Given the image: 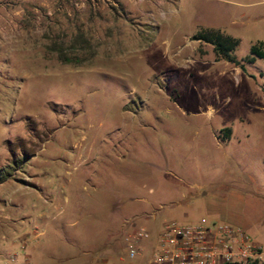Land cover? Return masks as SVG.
I'll return each mask as SVG.
<instances>
[{
  "label": "rangeland",
  "instance_id": "rangeland-1",
  "mask_svg": "<svg viewBox=\"0 0 264 264\" xmlns=\"http://www.w3.org/2000/svg\"><path fill=\"white\" fill-rule=\"evenodd\" d=\"M50 1L21 11L36 36L0 67L1 264H147L150 242L125 257L131 225L154 240L164 221H223L210 213L229 186L264 196V20L235 13L264 4L165 0L133 32L144 3ZM211 27L237 41L233 61L193 39ZM247 232L264 244V222Z\"/></svg>",
  "mask_w": 264,
  "mask_h": 264
},
{
  "label": "built area",
  "instance_id": "built-area-1",
  "mask_svg": "<svg viewBox=\"0 0 264 264\" xmlns=\"http://www.w3.org/2000/svg\"><path fill=\"white\" fill-rule=\"evenodd\" d=\"M130 221L125 220L124 226ZM130 227L124 235L128 259L141 255L150 242L147 264H264V247L230 223L164 221L154 240L145 226Z\"/></svg>",
  "mask_w": 264,
  "mask_h": 264
},
{
  "label": "crops",
  "instance_id": "crops-1",
  "mask_svg": "<svg viewBox=\"0 0 264 264\" xmlns=\"http://www.w3.org/2000/svg\"><path fill=\"white\" fill-rule=\"evenodd\" d=\"M137 1L139 0H128L124 2L125 11H133L134 13L136 11L134 6L142 5L143 3L145 4L144 8H139L140 15L138 16L136 12V14L133 15L129 21L130 28L133 32H136L135 28L137 27V19L145 18V21L151 25L157 23L155 14H153V11L151 10L152 8H154L155 11H157L162 16L163 14L161 10H164L166 6L170 5V2L165 0H140V4H137ZM254 4L263 5L264 0H258ZM59 6L60 7H56V9L64 8V5L62 4H59ZM80 6H82L81 9L88 10L91 14V17L96 15V12L104 11L109 14L110 10H115L114 4H99L95 7H93V5H88L87 8L86 5L81 2ZM115 6L120 5L115 4ZM25 7H30L32 10H47V14H51L50 11L52 10L53 6L51 5L50 0H42L39 1V3L34 2V0H0V67H7V73L10 71L9 68L15 65L17 61L20 62L18 54L20 43L23 41L32 42L31 38L36 36L35 19L31 20V29H29L28 34L24 33V30L21 27V11L24 10ZM235 13L240 18H244L247 21L264 20V7H260L259 9H256L255 11L253 10L252 12L236 9ZM232 22H234V20H232ZM75 33L78 36H87L86 33L82 31L81 27L78 28ZM26 36L31 38L26 39ZM43 39L46 40L47 38L44 37ZM85 39L87 40L86 37ZM46 64L47 63L45 61L44 66L51 65V62H48L47 65ZM216 197L218 198L219 203L217 205H212V213L210 214L211 216H221L223 221H211L212 223H230L243 228L247 232L254 225L264 222V196L260 193L256 191L244 190L236 186H229L223 193L216 195ZM254 241L264 247L262 240ZM1 263L2 262H0V264Z\"/></svg>",
  "mask_w": 264,
  "mask_h": 264
},
{
  "label": "trees",
  "instance_id": "trees-1",
  "mask_svg": "<svg viewBox=\"0 0 264 264\" xmlns=\"http://www.w3.org/2000/svg\"><path fill=\"white\" fill-rule=\"evenodd\" d=\"M193 39L199 40V41H204V42H208L210 44L213 45L215 51L222 56L223 58H226L227 60H234V55L231 54L235 43L233 41V39H231L229 36L220 34L218 31L213 30V29H207V30H202L200 33L196 34L193 36ZM77 41L79 42H86L87 40L85 39V37L82 35H79L77 37ZM260 43V42H259ZM74 45H72L73 47H75V45L77 43L73 42ZM82 46V45H81ZM258 46H253L251 51L253 53H256L259 56L263 55L262 51L257 50ZM56 51L58 53V59L63 62V63H70L72 61L71 57H67V55H65L63 49L61 47H57ZM245 61H251V58H245ZM231 129L229 127L224 128V133L226 134L225 136L228 137V135L230 134ZM245 264H249V263H245Z\"/></svg>",
  "mask_w": 264,
  "mask_h": 264
}]
</instances>
